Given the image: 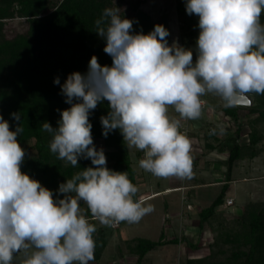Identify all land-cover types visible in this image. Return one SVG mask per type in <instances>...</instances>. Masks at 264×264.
I'll return each instance as SVG.
<instances>
[{
  "label": "clouds",
  "instance_id": "obj_1",
  "mask_svg": "<svg viewBox=\"0 0 264 264\" xmlns=\"http://www.w3.org/2000/svg\"><path fill=\"white\" fill-rule=\"evenodd\" d=\"M185 10L198 17L194 50L178 40L169 44L162 24L147 34L134 32V21L116 6L94 21L111 66L93 55L85 73L68 74L62 85L54 78L70 107L58 110L57 127L42 123L57 159L74 168L86 159L92 166L55 193L21 170L27 155L18 139L21 113H11L15 130L0 115V264H13L18 255L20 264H91L97 228L82 204L103 225L135 223L153 210L136 198L138 187L127 171L109 169L103 148L94 144L90 116L104 101L105 138L119 130L128 148L143 153L139 166L146 172L184 178L191 175L193 157L181 128L201 117L202 98L213 94L232 107L241 96L264 95V0H185Z\"/></svg>",
  "mask_w": 264,
  "mask_h": 264
},
{
  "label": "trees",
  "instance_id": "obj_2",
  "mask_svg": "<svg viewBox=\"0 0 264 264\" xmlns=\"http://www.w3.org/2000/svg\"><path fill=\"white\" fill-rule=\"evenodd\" d=\"M144 1L0 0V115L15 130L16 122L11 113H21L24 132L18 139L27 153L21 170L54 193L60 183L92 165L90 160L80 159L78 167L74 168L57 159L49 150L51 136L42 131V123L49 122L53 128L57 127L60 111L70 107L60 94V85H55L53 80L59 77L62 85L68 74L76 71L85 73L93 55L102 66H111V57L103 51L105 41L94 31V21L106 7L120 8L125 18L134 21V32L142 30L147 34L156 24L168 29L166 19L154 20L143 8ZM175 9L179 15L189 16L185 0H176ZM15 19L25 20L27 27L9 32V22ZM261 20L264 22V16ZM198 35L196 33L193 40L195 46ZM167 40L172 43L171 34ZM256 95L259 104L249 110L257 115L248 120V141L242 143L239 140L242 131L239 125L234 131L236 136L230 134L218 145L222 151H228V180L238 160L252 159L264 148V95ZM208 96H212L217 111L230 115L232 121L239 124L240 107H225L218 96ZM107 111L108 102L104 101L90 116L94 144L97 149L103 148L109 169L127 171L130 180L138 186V172L132 166L129 148L119 130L111 132L107 138L102 135L100 117ZM212 129L219 132V128L215 127L205 135L216 138V134L210 135ZM32 149L36 151L33 154L30 153ZM137 155L143 158L140 151ZM227 188L228 185H225L214 201L199 212L200 229L207 227L214 233L213 240L207 243L209 252L201 257L187 258L184 264H264V201H251L244 206V211L228 214L225 209H220L225 203ZM136 198L139 199L138 192ZM81 207L90 222L96 224L86 205ZM96 228L94 261L101 259L115 227L112 224H96ZM179 239L180 242H188L183 236L170 240L164 237L158 240L135 237L127 242L129 253L137 256V264H142L150 251L169 242L178 243ZM188 244L192 247L197 245ZM13 264H18L16 257Z\"/></svg>",
  "mask_w": 264,
  "mask_h": 264
},
{
  "label": "rangeland",
  "instance_id": "obj_3",
  "mask_svg": "<svg viewBox=\"0 0 264 264\" xmlns=\"http://www.w3.org/2000/svg\"><path fill=\"white\" fill-rule=\"evenodd\" d=\"M175 2L176 0H145L143 3V8L147 10L153 17L154 20H161L166 19L168 30H170L171 38L173 40H178L180 45H183L187 48L195 49L194 45V38L195 34L199 33L198 25V17L195 15L192 16H184L179 15L175 9ZM27 27V23L25 20L22 19H15L9 22L8 31L13 32L17 30H24ZM194 60H195V51H194ZM204 103L205 106H210L217 110L216 103L212 96H204ZM207 103H206V102ZM204 106V107H205ZM202 109V115L197 120H192L193 122L196 121L198 123H202V129L198 130V133L201 135L200 138L203 137V134L210 130V125H214V122H207V118H211L214 120V115H209V107ZM234 108L240 107V119L239 124H235L234 121H230L227 119H223L224 123L221 122V126L223 127L224 131L221 133H229L232 130H235L237 126H242V130L247 131L250 129L248 120L252 119L257 115L256 112H250L251 108H255L256 106H232ZM170 115H177L171 109ZM221 112V111H220ZM224 114V113H223ZM220 115V114H219ZM223 118L224 115H221ZM231 117V116H230ZM232 119V118H231ZM188 122V121H187ZM188 123L185 122V129L190 133L188 130ZM232 127V130L229 127ZM229 131V132H228ZM249 132V131H248ZM235 134V133H234ZM227 135V136H228ZM226 139V136L222 138V140ZM205 141V140H204ZM130 157L132 160V166L138 172V195H144L150 190H158L163 189L166 186L172 185L175 181H179L180 183L184 180H187L188 183L192 182L193 176H187L184 178H178L175 176H171L168 178H158L153 176L151 173L146 172L139 166L138 158V150L134 148H129ZM35 150H31L30 153H35ZM256 162L262 163L264 165V148L262 153L259 157H256ZM261 164V165H262ZM224 167L222 168L223 172L225 171L226 163L222 164ZM262 165V170L264 172V166ZM208 171L205 173H200L199 170L192 171L191 173L196 174L197 177L199 176H206L207 179H214L215 174L212 168L208 167ZM243 168H238L235 171L236 176H240V173H243ZM224 174H226L224 172ZM261 183V184H260ZM243 185L244 183H240ZM250 186L252 185H259L261 188L257 193L256 189L253 187L252 194L250 196L251 201H264V181H255V182H248ZM217 189L214 187H208L206 189L198 190V195L201 197L197 203L201 207L207 205L206 201L213 197L214 192ZM228 194L234 195L237 198L235 205H230V209H226L228 214L233 212L240 213L244 211V205L242 199L234 192L233 188H229L227 191ZM160 193L159 195L151 196L144 200L145 204H150L152 206V211L149 214H146L141 220L135 223H128V222H120L119 226L113 229V234L109 237L108 245L101 257V259L97 261L91 262V264H137L136 259L137 256L129 253V246L127 240H131L135 237H143L148 238L151 240H158L161 237H164L166 240H170L171 238H180V236L188 237L194 243H197L201 247H207V243L211 242L214 237V233L210 230V228L200 229L199 225L194 223V228L191 229L186 227V223L189 221H185V219L180 218L179 209L181 208V195L180 191H169V193L164 194ZM204 199V200H203ZM206 200V201H205ZM83 205V204H82ZM81 205V206H82ZM189 207V205H188ZM224 206L221 209H225ZM84 211V208H82ZM185 218V217H184ZM200 218V217H199ZM167 223L172 225V231L169 227H167ZM97 225H102L101 223L97 222ZM202 232H204L202 234ZM204 235V236H203ZM198 237V238H197ZM181 239H179L178 243H167L159 248L150 251L147 255L149 256L148 259L146 258L142 264H184L185 260L187 259V254H184L182 245H179ZM209 252V248L204 250L203 255H206ZM123 255V256H121ZM18 264L22 259V255H18Z\"/></svg>",
  "mask_w": 264,
  "mask_h": 264
},
{
  "label": "crops",
  "instance_id": "obj_4",
  "mask_svg": "<svg viewBox=\"0 0 264 264\" xmlns=\"http://www.w3.org/2000/svg\"><path fill=\"white\" fill-rule=\"evenodd\" d=\"M208 108L209 109V115H214V120L213 121L210 117L207 118V122H214V125H210L211 128H219L221 127V122L224 121L223 119H227V120H232L230 115H226L223 114L220 111H217L216 109L210 107V106H205L204 108ZM220 114V115H219ZM221 115H224V117L222 118ZM230 118V119H229ZM188 121V122H187ZM183 122L181 131L183 128H185V122L188 123V130H190L188 133V131H186V135L188 136V138L191 141V155L193 157V164H192V171L195 170H199L200 173H206L208 171V167H210V169L212 168V170L214 171L215 174V178L214 179H207L206 176H199L197 177L195 173H191L192 177V182L188 183L187 180L182 181L181 183L177 180L175 181L172 185L170 186H166L163 189H158V190H150L149 192H147L144 195H138L139 199H142L143 201L151 196H155V195H159L160 193L165 192L169 193V191H180L182 193L181 195V208L179 209V214H180V218L185 219V221H189L188 223H186V227L191 229L194 228V223L196 221V223L199 225L200 222V218H199V212L202 208H205L207 206H209L214 199L221 193L223 187L225 185H228L227 191L229 190V188H233L234 192L237 193V195L240 197V199H242L243 203L245 202V205L248 204L250 202V196L252 194V189L253 187L256 189V187H258V189H256L257 191H255V193H257L258 191H260L259 189L261 188V186L259 185H252L250 186L248 184V182H259V181H264V172L262 170V163L256 162L255 159L256 157H259L260 153L258 156L252 158V159H241L238 160L232 168L231 171V178L230 180H228L227 177V166L225 167V173L223 172L222 168L224 167L222 164L225 162L228 158V151H222L221 148H218L219 146V142L222 140L223 137H228L229 133H223V136H221V132L219 130V132L216 134V138L215 137H207L204 133L203 138H200L201 135L198 133L199 129H202V123H198L196 121H192V120H187ZM224 123V122H222ZM210 128V129H211ZM230 130H232V127H229ZM235 130H232V132H230V134H232L233 136H236V133L234 132ZM248 131H241V136L239 137V140L242 143H245L248 141ZM229 132V131H228ZM235 133V134H234ZM228 135V136H227ZM205 140V141H204ZM210 144H213L214 146H208ZM230 144V143H229ZM140 157H143V153L141 152ZM142 159V158H140ZM262 164V165H261ZM264 166V165H263ZM238 168H243L244 171L243 173H240V176H236L235 171H237ZM240 183H244L243 185H241ZM261 184V183H260ZM208 187H214L216 190V192H214L213 197L209 200H205L207 205L204 207H201L200 205H198L197 203L200 204L199 199L201 197L198 195L199 191L198 190H202V189H206ZM226 191V196H225V203L222 204L220 206V209L223 208L224 206H226V209H230L229 205L226 204L227 199L229 198H233L234 199V203L236 204L237 198L234 195L228 194V192ZM198 200V201H197ZM204 200V199H203ZM233 204V205H235ZM189 205V207H188ZM244 205V206H245ZM185 217V218H184ZM95 222L97 223L98 221L95 220ZM120 224V222H119ZM119 226V225H118ZM167 227H169L172 231H174L172 229V225L169 223H167ZM116 228V227H115ZM113 228V229H115ZM204 232H202L203 234ZM204 236V235H203ZM186 237V236H185ZM188 239V242L193 243L190 238L186 237ZM198 238V237H197ZM188 242H180L179 245H182V249L184 254H187V258H194V257H201L203 256L204 250L208 249L207 247H201L200 245H198L197 243H193V244H197L196 246L192 247L190 246V244H188ZM149 256H147L146 258L148 259ZM17 258V257H16ZM18 259V258H17Z\"/></svg>",
  "mask_w": 264,
  "mask_h": 264
},
{
  "label": "water",
  "instance_id": "obj_5",
  "mask_svg": "<svg viewBox=\"0 0 264 264\" xmlns=\"http://www.w3.org/2000/svg\"><path fill=\"white\" fill-rule=\"evenodd\" d=\"M259 104V98L255 93H250L239 98L238 103L235 106H256Z\"/></svg>",
  "mask_w": 264,
  "mask_h": 264
},
{
  "label": "built area",
  "instance_id": "obj_6",
  "mask_svg": "<svg viewBox=\"0 0 264 264\" xmlns=\"http://www.w3.org/2000/svg\"><path fill=\"white\" fill-rule=\"evenodd\" d=\"M205 106V103L203 104V107ZM230 119V118H229ZM182 132L183 133H186V130L185 129H182ZM226 204L227 205H233L234 204V199L233 198H229V199H227V201H226ZM118 225H119V223H112V226L113 227H118Z\"/></svg>",
  "mask_w": 264,
  "mask_h": 264
}]
</instances>
